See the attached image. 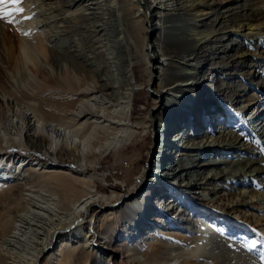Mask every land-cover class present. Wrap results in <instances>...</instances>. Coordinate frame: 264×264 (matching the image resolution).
Returning <instances> with one entry per match:
<instances>
[{
	"label": "bare ground",
	"instance_id": "1",
	"mask_svg": "<svg viewBox=\"0 0 264 264\" xmlns=\"http://www.w3.org/2000/svg\"><path fill=\"white\" fill-rule=\"evenodd\" d=\"M35 1L34 20L20 23L35 22L47 38L56 86L24 96L36 111L20 112L26 127L5 96L0 65V107L10 108L0 115V264H264V226L231 216L236 207L264 211V1L216 3L208 12V0ZM140 20L149 36L159 33L144 57L154 63L149 86L159 104L156 184L105 196L91 187L103 180L87 172V158L135 135V96L144 88L132 32ZM242 39L254 51L242 49ZM23 54L33 64L40 57L30 45ZM27 142L46 161L8 153ZM20 169L52 192L14 180ZM236 186L251 190L227 211L220 197L206 198L204 209L192 196H229ZM229 221L241 226L227 230ZM120 225L134 231L112 249Z\"/></svg>",
	"mask_w": 264,
	"mask_h": 264
},
{
	"label": "rangeland",
	"instance_id": "2",
	"mask_svg": "<svg viewBox=\"0 0 264 264\" xmlns=\"http://www.w3.org/2000/svg\"><path fill=\"white\" fill-rule=\"evenodd\" d=\"M208 2L210 3V7H208V9L204 8V12L210 11L211 6L213 8V4L215 6L216 3L226 2L223 5H219L224 7H231L234 4V0H208ZM32 3L36 4V1L31 0L30 3L28 0H22L20 5L14 6L11 0H8L7 5H0V13H2L3 11H7L10 14L6 19L0 18V65L4 67L3 80L5 79L7 83V88L5 90L7 93H5L4 91L3 92L6 94V97H12L14 99V107H12V110H18L19 114L18 118L15 117V119H17V121L21 120L24 123V126L26 125V127L28 126L29 120L22 119L20 116V112L29 110L28 112L33 113L36 111L35 109H33V107L30 108L29 106H27L28 104L27 102H25L26 98L24 96L28 97V95H33L34 93L39 91V88L40 90L45 88L46 90L43 89L44 93L51 90L52 87L54 89L56 86L57 76L55 70L50 65L49 57L46 53L48 47L47 38L44 37L42 33H40V29L38 30L34 26L35 22H32V26H23L20 23L21 21L19 17L34 20L35 15L32 14ZM37 3L43 5L47 2L46 0H40ZM15 7H24V9L18 14H13L11 11ZM60 9L62 8L60 7ZM9 21H11V23H9ZM229 24L233 26L232 21H230ZM147 29L148 25L143 20H140L136 25L135 34L132 32L138 46V53L136 58V61H138V63L135 64L136 66L134 67V71L136 72L138 84L142 85L144 88L135 96V135L131 140L124 142L118 149L114 148L110 150H103L101 154H94L87 158V172L90 174H93V172H97L100 177H102L103 182L96 181L91 186L101 195H110L112 189L120 192V194H127L132 192L133 186H136L137 184L141 187H144V185L146 184L148 186V189L156 184V182L150 181V179H152L150 178V175L153 169L152 157L155 153L154 149L157 143H159V141L161 140V136L155 133V124L152 116L153 114L157 113V109L159 111V104L155 102L156 94L153 93V87L150 88L149 86L150 74L148 71V65H154V63L149 58L145 60L144 57L149 53L146 44L147 40L151 42L157 41L159 33L151 34L149 36ZM2 41L7 42L6 50H4L1 46ZM247 44H250V41L242 39V49L246 50V48H249L250 46ZM29 45L34 49L40 51V57L38 58L37 62H35V64L25 62L20 57V53L24 57L23 48ZM249 49L254 51L251 48ZM262 52L263 50H259V53ZM5 53L9 54L8 57L5 55ZM236 84L239 85V87L242 86L238 83H234V85ZM246 104L247 103H244L243 105ZM9 110L10 108L7 105L0 107V115L9 113ZM140 123H142V125H140ZM23 137L24 139H26L25 135H23ZM28 145L30 146V144ZM33 150L34 149L31 148V146L26 149L24 146L21 147L17 145L16 147H12L10 150H8V153L24 156L23 159H26L28 157L46 161L45 157L42 156V154H37ZM21 170L22 169H20V171ZM26 170L27 169H24L21 172L18 170L15 173V177L13 179L27 184L33 181L31 182V186H34V190L39 193L49 192V190L50 192H52V189L45 186L47 183H45V181L43 183L39 175H35L34 177L27 179V176L29 174L28 172L24 173ZM54 181L55 180H51L50 184L54 183V185H57L56 183L58 181ZM242 189L246 193L251 190V188L236 186V190L231 191L233 195L229 196H223V192L219 193L216 196H206L203 195L204 193H202L201 191H198L200 195L193 194L192 196H194V198L196 199V204L202 206L204 209L206 198L211 199L213 197H220V208L224 211H227L229 209V206L231 208H234V205L232 206V202L234 201V198L237 197L236 194H239L240 191H243ZM141 191L142 190H140V193ZM258 192L260 191L258 190ZM127 200L121 201L122 203L119 204V206L121 208L126 207L127 203L125 201ZM201 202H203V204ZM213 203H216V201H213ZM231 216L237 218L239 222L247 220L248 227L252 226L253 224L264 226V211H256L245 207H236ZM100 217L101 215L98 216V220L97 217L93 220V227L98 224ZM88 220L89 219H87V221ZM109 222L111 224L114 223V221ZM240 226L241 225H236L232 221H229L225 223L224 227L227 230L237 231ZM165 229V227H162V230L166 231ZM119 231L121 232L122 237L118 240H115L109 245V247L112 249L117 248L120 244H123L122 242H128L127 240L129 238L127 239V236L131 235V232L134 231V229H130L129 231L125 229L123 231L122 226L120 225L117 229V232ZM147 233L148 232H144V235H142L144 237V240L145 238H148ZM175 234L177 238H181V234L179 232L176 231ZM105 252L107 254L109 253L108 250H106ZM120 258L121 256L118 257L119 261ZM180 262L176 264H180Z\"/></svg>",
	"mask_w": 264,
	"mask_h": 264
},
{
	"label": "snow or ice",
	"instance_id": "3",
	"mask_svg": "<svg viewBox=\"0 0 264 264\" xmlns=\"http://www.w3.org/2000/svg\"><path fill=\"white\" fill-rule=\"evenodd\" d=\"M12 4L14 6L20 5L22 0H11ZM8 4V0H0V5H7ZM18 12H22L23 9L20 7H17L16 9ZM10 14L7 11H3L2 13H0V18L6 19ZM9 23H11V21H9Z\"/></svg>",
	"mask_w": 264,
	"mask_h": 264
}]
</instances>
